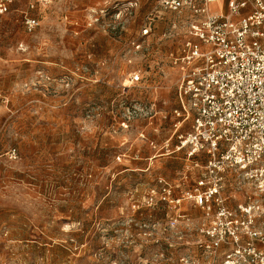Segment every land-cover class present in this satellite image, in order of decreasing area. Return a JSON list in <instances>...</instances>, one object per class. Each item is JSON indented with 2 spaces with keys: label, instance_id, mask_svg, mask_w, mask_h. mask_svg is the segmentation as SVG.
<instances>
[{
  "label": "rangeland",
  "instance_id": "obj_1",
  "mask_svg": "<svg viewBox=\"0 0 264 264\" xmlns=\"http://www.w3.org/2000/svg\"><path fill=\"white\" fill-rule=\"evenodd\" d=\"M25 7L0 16V264L199 260L201 211L157 193L199 175L172 153L185 17L156 0H57L27 33Z\"/></svg>",
  "mask_w": 264,
  "mask_h": 264
},
{
  "label": "built area",
  "instance_id": "obj_2",
  "mask_svg": "<svg viewBox=\"0 0 264 264\" xmlns=\"http://www.w3.org/2000/svg\"><path fill=\"white\" fill-rule=\"evenodd\" d=\"M21 1L23 28L32 33L39 21L31 13L57 0H0V16ZM156 5L185 17L186 35L174 57L179 78L172 153L184 151L199 169L179 197H174L179 185L173 189L159 179L158 201L176 207L187 200L202 213V240L193 249L199 260L169 264H264V0H156ZM149 29L144 27V36ZM139 81L133 75L132 82ZM162 148L168 150V142Z\"/></svg>",
  "mask_w": 264,
  "mask_h": 264
}]
</instances>
